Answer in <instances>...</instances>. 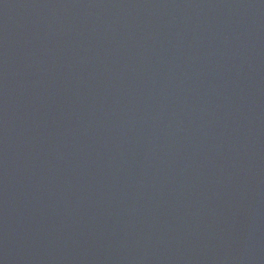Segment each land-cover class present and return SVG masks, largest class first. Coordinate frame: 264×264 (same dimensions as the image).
<instances>
[{
    "label": "water",
    "instance_id": "1",
    "mask_svg": "<svg viewBox=\"0 0 264 264\" xmlns=\"http://www.w3.org/2000/svg\"><path fill=\"white\" fill-rule=\"evenodd\" d=\"M0 264H264V0H0Z\"/></svg>",
    "mask_w": 264,
    "mask_h": 264
}]
</instances>
